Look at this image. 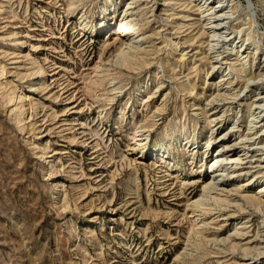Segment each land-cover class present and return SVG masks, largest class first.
<instances>
[{"label":"rangeland","instance_id":"374dc122","mask_svg":"<svg viewBox=\"0 0 264 264\" xmlns=\"http://www.w3.org/2000/svg\"><path fill=\"white\" fill-rule=\"evenodd\" d=\"M186 3L0 0V264H264V204L227 193L264 182V0H206L221 57L257 50L213 123L230 69L210 71L207 34L188 36L214 18ZM228 130L226 155L247 153L195 203Z\"/></svg>","mask_w":264,"mask_h":264},{"label":"bare ground","instance_id":"6f19581e","mask_svg":"<svg viewBox=\"0 0 264 264\" xmlns=\"http://www.w3.org/2000/svg\"><path fill=\"white\" fill-rule=\"evenodd\" d=\"M171 1V2H170ZM172 1H174V2H172ZM187 1H191V2H194L195 3V5H196V10H198L199 11V13H201L202 14V17H203V19H205L206 18V16L208 17L209 15V13H207V12H210V11H208L209 9H211L212 7H210V6H208L209 8H205L206 6H205V3H206V0H164V3H165V7H164V9L163 10H165L166 12H167V7L169 6L171 9H174L175 8V6L176 5H178V6H185L186 7V5H187ZM172 3V4H171ZM205 6V7H204ZM218 6V5H217ZM233 6V5H232ZM184 7V8H185ZM234 7H236V6H234ZM234 7H232L233 9L232 10H234V9H236V8H234ZM226 8V6H224V7H222L221 9H220V11H223L224 9ZM214 9V8H213ZM184 10V9H183ZM185 11V10H184ZM231 12V11H230ZM232 13V12H231ZM233 14V13H232ZM235 14V13H234ZM233 14V15H234ZM170 15V14H169ZM222 15H223V12H221V13H218V11H215V12H213V13H211V15L209 16V19H211V18H214V20L213 21H211V22H213V23H209L208 24V22H206L205 20H203V21H201V19L202 18H199L197 21L198 22H202L201 24V27H202V29L199 31V32H197L196 34H193L192 36H188V37H191L192 39H194V40H197V39H201V38H203L204 37V35H206L207 34V36H206V41H207V45H208V47H207V49H208V51H209V54H207V55H209L208 57H206V58H208V61H209V63L211 64V67H210V71H213V70H215V68L216 67H220V68H222L221 67V65L222 64H224V63H227L228 64V66H225V68H226V70L227 69H230L229 71H230V75H229V77H223V74L221 75V77H223V79L220 77V80H218L217 81V83L215 84V88L217 89V91H216V94H214V95H212V96H210L208 99V101H207V103L206 104H208V105H210V107L208 108V110L206 111L207 112V115H208V119H209V121H211V123H213V121H215L216 120V118H218V113H217V110H216V106L214 107V106H212V104L214 103V101H216L215 99H216V97H218V96H224L225 95V93H226V91H225V89H226V87H228V85H226V86H224V84H225V81H227L228 83H233L235 80H238L239 79V81H241V80H246V78L248 79V77L249 78H252V77H255V76H253L252 75V77L251 76H249L248 75V73H250L251 71H250V65H251V61H252V63H254V61H255V59H256V57H255V53L257 52V50H255L254 52H251V51H247V54L246 55H244L243 54V52H246V50H247V46L246 47H243V45H244V39H239L238 41H237V44H239V45H237V46H235V48L234 47H231L230 48V50H231V52H230V54L231 55H233V57L231 58V57H221L222 56V54L221 53H219V48L218 49H216V47H217V45L218 44H220L221 43V39H219L220 38V35L219 36H217L218 34H221L222 32H225L224 30H222V29H225L226 27L223 25V23L224 22H222V20L221 19H223V18H221L222 17ZM225 15H227V14H225ZM228 15H230V14H228ZM224 16V15H223ZM228 17V16H227ZM125 19V18H124ZM221 20V21H220ZM247 20H250V18L249 19H247ZM251 21V20H250ZM250 21H248V22H250ZM188 23V22H187ZM197 23V22H196ZM200 26V25H199ZM228 26V25H227ZM213 27H215V28H213ZM230 28V27H229ZM232 28V27H231ZM233 29V28H232ZM241 30V29H240ZM239 30V31H240ZM233 31H235V30H231L230 31V33H228V34H230V35H228V37L230 36V39H231V37H232V34H233ZM238 31V32H239ZM241 32V31H240ZM130 33V28L129 27H127L126 26V24L125 23H123V21H120L119 22V24H117V27H116V29L115 30H113V34H117L116 35V37H115V41L117 40V41H119L120 43V45H119V47H117V48H119L120 50L122 49V48H126L127 47V45L129 44V41H130V35H128ZM210 35V36H209ZM221 36H222V34H221ZM225 36V35H224ZM209 37H211V38H209ZM225 38V37H224ZM223 38V39H224ZM241 38V37H240ZM191 39V40H192ZM228 39V38H227ZM252 39V38H251ZM234 40V39H233ZM237 40V37H235V41ZM193 41V40H192ZM214 42H216V44L214 43ZM229 44H230V42H229ZM228 45V44H227ZM130 46V45H129ZM128 46V47H129ZM256 49H258V48H256ZM243 51V52H242ZM222 52V51H221ZM241 52V53H240ZM221 55V56H220ZM256 55H257V53H256ZM248 57V58H247ZM227 60H230V61H227ZM250 61V62H249ZM248 62L250 63V64H248ZM224 68V69H225ZM208 73V72H207ZM258 74H263L262 72H259ZM247 75H248V77H247ZM260 75V76H261ZM208 76V75H207ZM263 76V75H262ZM258 77V76H257ZM224 79H226L224 82H221L222 80H224ZM248 81H249V79H248ZM247 81V82H248ZM247 84V83H246ZM237 88V87H236ZM213 89V88H212ZM212 92V91H211ZM212 94H213V92H212ZM234 94H235V92H234ZM232 96H233V93L231 94ZM232 96H230L231 98H232ZM236 96V95H235ZM228 97V96H227ZM234 97V96H233ZM238 97V96H237ZM221 98V97H220ZM224 98H226V97H224ZM223 98V99H224ZM229 98V97H228ZM236 98V97H235ZM259 98H264V95L263 96H260ZM258 98V99H259ZM223 99H221V100H223ZM234 99V98H233ZM230 100V99H229ZM232 100V99H231ZM234 100H236V99H234ZM234 100H232L233 102H234ZM205 101V102H206ZM218 101V100H217ZM254 101V100H253ZM260 103H258V105H259ZM207 105V106H208ZM214 105V104H213ZM261 105V104H260ZM221 107V106H220ZM228 107V106H227ZM223 108V107H222ZM218 109V108H217ZM227 110V109H226ZM223 111H224V109H223ZM226 112V111H225ZM224 112V113H225ZM222 113V112H221ZM262 113V112H261ZM211 125H213V124H211ZM214 125H216V124H214ZM212 127V126H211ZM217 129H219V128H217ZM231 129V128H230ZM212 130V132L214 131L213 129H211ZM246 130V129H245ZM216 131V130H215ZM231 132V130H228V131H226V132H222L221 134H223L222 136L221 135H219V136H221V138H220V141L221 142H224L225 143V145H223V147L224 146H226V147H228V148H226V151L224 150V151H221V149H220V151L214 156V158H213V161L210 163V171H213V172H211V173H209V176L207 177V179H205L204 181H203V183H202V186H201V191H200V194L193 200L195 203H202L203 202V200L205 199V197H206V194L207 193H210L212 190H216L217 188H221V190H225V189H223L224 187H226V186H228V182H230V179L228 178V179H225V177H224V175L226 174V167L224 168H215V166H214V163H217L216 161H218V160H220V159H227L228 158V160H230V161H233V162H237V163H240V161L241 160H243V155L244 154H246L247 153V151L245 150L244 151V153H237V154H235V157L234 158H230V156H228V155H226V152H228V149L230 148V146L232 145V143H230V135H231V133H229V135L227 136V134H228V132ZM215 133V132H214ZM214 133H212V134H214ZM217 136V135H216ZM140 139H142V138H140ZM217 139H219L218 137H217ZM245 139V138H244ZM157 155V154H156ZM155 161H158V163H159V161H163V158L161 157V156H156V158L154 159ZM239 162H238V161ZM257 161H258V164H260V163H262V162H264V161H262L261 160V158L259 157V158H257ZM235 162V163H236ZM157 163V164H158ZM236 163V164H237ZM156 164V163H155ZM257 164V165H258ZM236 166H234V168L231 170V172H230V175H229V177H231V176H235V175H237V173H235V171H236ZM228 173V172H227ZM259 179V178H258ZM251 183H253L252 182V180H251V178H249V179H246V180H244V182H243V184H240V185H237V187L236 188H227V193H228V191H231V190H236V191H238V192H241V194L247 199V200H250V201H252V202H255L256 204H257V206H261L262 205V203L264 204V199H262V198H260V195H258V192H262L263 193V196H264V182L262 183V186L259 188V191L258 192H255V193H248V192H246L247 191V189H246V186H248V185H250ZM229 187V186H228ZM243 191V192H242ZM229 194V193H228Z\"/></svg>","mask_w":264,"mask_h":264}]
</instances>
